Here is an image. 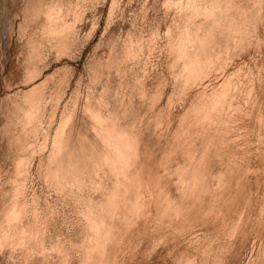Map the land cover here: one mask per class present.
I'll use <instances>...</instances> for the list:
<instances>
[{
    "label": "rangeland",
    "instance_id": "rangeland-1",
    "mask_svg": "<svg viewBox=\"0 0 264 264\" xmlns=\"http://www.w3.org/2000/svg\"><path fill=\"white\" fill-rule=\"evenodd\" d=\"M0 264H264V0H0Z\"/></svg>",
    "mask_w": 264,
    "mask_h": 264
},
{
    "label": "bare ground",
    "instance_id": "bare-ground-1",
    "mask_svg": "<svg viewBox=\"0 0 264 264\" xmlns=\"http://www.w3.org/2000/svg\"><path fill=\"white\" fill-rule=\"evenodd\" d=\"M193 3V1H190V2H188L187 3V5H191ZM200 60L198 59V58H196V59H194V60H192V62H190V64H185L186 66L188 65L189 67H186V68H189V69H191L190 71H197V70H199V69H201V66H200ZM192 75V74H191ZM40 86V85H39ZM38 87V86H37ZM33 88V87H32ZM30 89V88H29ZM33 90H34V88H33ZM38 90H39V87H38ZM28 92V91H27ZM37 92V91H36ZM32 94V93H31ZM30 95V94H29ZM36 96V95H35ZM39 98H40V96H39ZM38 98H36V100H37ZM35 100V101H36ZM39 101V100H38ZM31 102V101H30ZM33 102V101H32ZM37 102V101H36ZM32 105V104H31ZM36 107H38V106H36ZM10 108V107H9ZM35 108V107H34ZM199 108V107H198ZM199 109H201V108H199ZM8 110V109H7ZM10 110V109H9ZM36 111V110H35ZM204 111H205V109H204ZM33 112V111H32ZM199 113H202V110H201V112L200 111H198ZM199 113H197V115H200ZM4 114V113H3ZM5 116V115H4ZM7 117V116H6ZM10 119V118H9ZM6 120V119H5ZM11 120V119H10ZM9 121V120H8ZM12 123V122H11ZM2 124H3V122H2ZM5 124V123H4ZM3 124V125H4ZM6 125V124H5ZM4 125V126H5ZM7 127V126H6ZM8 128V127H7ZM10 128V127H9ZM2 129V128H1ZM8 130V129H7ZM3 131V130H2ZM2 134V133H1ZM3 135V134H2ZM13 139V138H12ZM9 143V142H8ZM5 144V143H4ZM4 146V145H3ZM22 146V145H21ZM20 146V147H21ZM24 146V145H23ZM22 146V147H23ZM6 147V146H5ZM9 147V146H8ZM18 147V146H17ZM24 148H25V146H24ZM7 151H8V149H6ZM22 150V149H21ZM9 153V152H8ZM123 158V155H122V152L120 151L119 152V154L118 155H115V160L116 161H119L118 163H120V161H121V165H122V160L124 161V159H122ZM114 162V161H113ZM115 163V162H114ZM118 163L116 164V166L118 165ZM115 165V164H114ZM120 164H119V167L121 166ZM118 166H117V168H119ZM122 167V166H121ZM123 168V167H122ZM122 168H121V170H122ZM91 220V219H90ZM90 222H92V221H90ZM97 224V223H96ZM97 228H98V226H97ZM99 229H101V228H99ZM98 229V230H99Z\"/></svg>",
    "mask_w": 264,
    "mask_h": 264
}]
</instances>
